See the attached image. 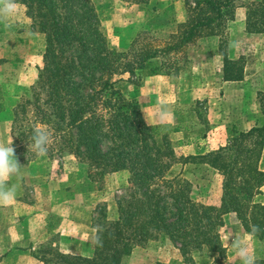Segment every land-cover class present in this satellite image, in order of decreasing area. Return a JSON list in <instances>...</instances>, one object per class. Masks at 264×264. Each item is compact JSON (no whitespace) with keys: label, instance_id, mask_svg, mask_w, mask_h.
<instances>
[{"label":"trees","instance_id":"trees-1","mask_svg":"<svg viewBox=\"0 0 264 264\" xmlns=\"http://www.w3.org/2000/svg\"><path fill=\"white\" fill-rule=\"evenodd\" d=\"M17 1L45 34L47 44L38 81L47 93L35 92L21 104L23 118L28 119L30 105L36 117L32 128L21 126L19 138L28 139L38 122L51 125L50 131L63 141L60 149L87 161L91 180L124 172L130 190L119 203L117 220L109 222L103 215L91 257L55 251L44 264H123L143 242L157 237L180 244L186 255L192 249L216 255L224 252L220 229L229 213L237 214L247 233L255 227L252 235L264 240V204L254 199L264 187V171L259 168L264 120L247 132L233 131L225 147L191 156L223 176L221 205L197 203L191 183L182 173L173 174L175 151L169 136L149 125L139 101L128 98L119 86L126 75L135 73L136 65L156 58L158 50L146 48L137 60H127L128 51L121 54L111 48L92 0H6ZM236 1L185 0L188 9L186 21L179 25L184 31L178 46L204 35L224 36L226 22L235 17ZM246 7L247 31L263 33L264 0ZM242 75L243 60L225 58V80H241ZM261 102L264 115V96ZM185 263L200 264L190 256ZM211 264L230 263L215 259ZM256 264H264V258Z\"/></svg>","mask_w":264,"mask_h":264},{"label":"rangeland","instance_id":"rangeland-1","mask_svg":"<svg viewBox=\"0 0 264 264\" xmlns=\"http://www.w3.org/2000/svg\"><path fill=\"white\" fill-rule=\"evenodd\" d=\"M92 1L100 19L101 31L110 47L121 54L128 51L127 60H137L139 53L146 48L158 50L155 60H150L149 64L136 65L135 73L131 76L126 75L119 84L128 98H136L139 101L143 117L147 122L148 106L146 104L143 106L136 97L142 91L147 77L161 73L174 77L171 90L167 91L172 97L174 94L177 96L180 94L179 83L184 79L183 75L186 72H190L189 76L194 79L193 58L196 48L191 44L182 48L178 46L179 37L184 31L179 25L186 21V17L184 22H178V0H159L156 1V5L150 0L148 2ZM180 1L182 10L188 9L185 0ZM238 1L247 4L256 0H237L236 3ZM190 2L194 4V0ZM6 3V0H0V143H12L18 162L21 164V172L10 177L12 181H7L17 187L14 203L0 204V213L4 208L7 217L11 216L10 221H4L5 234L0 232V264H44V258L49 259L55 251H60L59 229L64 217L68 220L73 218L71 219L73 225L66 228L69 238L76 241L75 245L84 248V252H91L92 256L96 234L100 223L105 220L103 215L109 222L117 220L119 203L130 195L128 175L119 172L106 175L97 181L91 180L87 161L75 156L67 148L60 149L63 141L53 135V131H50L51 125L45 126L39 122L35 124L36 127L46 128L51 133L48 151L44 154L37 155L34 151L28 150L32 134H29L30 137L26 140L19 138L21 126L32 128V121L36 117L30 105L28 119L23 118L20 111L21 104L27 98H31L35 92H40L43 96L47 93L38 82L39 74L45 65L47 44L45 34L33 24L32 19L26 14L25 6L20 2L10 3L14 8L11 15L5 19L2 10ZM253 46L255 47L252 44L248 45L244 51L253 52ZM169 47L173 48L167 50ZM189 62L191 67L187 70L186 66ZM161 64H164L165 68L162 69ZM199 93L206 102L193 100L189 103L190 109L205 114L209 111V105L206 106L208 95ZM176 100L179 102L178 99ZM15 118H18L16 124ZM262 120L264 117L259 116V121ZM148 124L160 135L168 136L178 126L186 125L193 130L197 125L191 119L185 123L178 118L165 123ZM172 146L175 151L173 174L182 173V177L191 183L193 200L200 204L220 206L223 176L217 170L215 173L211 172L209 165V167L207 164L203 165L200 158L191 157L194 155H187L176 143L172 142ZM31 162H34L32 170L28 167ZM202 185L207 189H202ZM254 199L264 204V188ZM51 206L55 215L44 211ZM36 207L39 217L44 218L45 215L53 217L54 221L50 223L46 219L47 224L53 229V235L45 240L39 238L38 248L29 251L22 247L25 243L20 241V237L25 235V230L29 227L24 223L27 217L25 213L35 210ZM33 215H37V212H33ZM40 227V232L46 228L42 221ZM229 233H247L236 213L224 216V225L220 229L224 248L222 253L215 255L208 249H192L186 255L181 250L180 244L157 237L143 242L123 264H156L157 262L186 264L187 256L200 264H211L215 259L239 264L230 246L232 237L229 241L226 238ZM15 246L17 248L14 250ZM251 248L256 260L264 258V240L259 234L251 236Z\"/></svg>","mask_w":264,"mask_h":264},{"label":"crops","instance_id":"crops-1","mask_svg":"<svg viewBox=\"0 0 264 264\" xmlns=\"http://www.w3.org/2000/svg\"><path fill=\"white\" fill-rule=\"evenodd\" d=\"M156 1L159 0H150L153 5H156ZM177 4H179L177 7L179 10L178 22L181 23L185 21V9L182 10L180 0L177 1ZM246 25L247 7L245 3L238 1L235 7V17L226 22L224 36L204 35L198 37L191 44L196 48L195 58H193L194 79L189 76L190 72L183 75L185 77L179 83L181 87L178 96L174 94L172 97L170 92L167 93L168 90H171L174 77L162 73L147 77L142 91L136 96L143 106L144 104L148 106V113L146 114L148 123L159 124L178 118L185 123L191 119L193 123L197 124L193 130L186 125L184 127L178 126L169 134L170 140L176 143L180 149H183L187 155H205L225 147L230 142L233 131L247 132L260 124L259 116L264 117L263 103L261 102V96H264V32H248ZM251 44L255 45L253 52L244 51ZM225 58L231 61L243 60L241 80H225ZM155 59L153 58L151 61ZM190 63L186 66L187 70L191 67ZM161 67L163 69L165 65L161 64ZM199 92L208 95L206 106L209 105V111L205 114L193 112L190 109L189 103L193 100L199 99L202 103L203 101L206 102V99ZM33 163L28 165L31 170L34 168ZM207 167L209 166L207 165ZM259 168L264 171V148ZM209 170L213 173L217 172L211 167ZM9 181L12 180L9 179ZM203 187L204 185L201 188L207 189V187ZM14 200L10 202V205L14 203ZM25 208L31 209V207ZM37 209L36 207L35 210L25 213L27 217L24 223L29 227L25 230V235L20 237V241L25 243L22 247L29 251L38 248L39 238L45 240L53 235V229L46 222V219L49 223L53 222V217L51 215H45L44 218L39 217ZM35 211L37 215H33ZM44 211L48 214H56L53 212L52 206ZM1 212L0 232L5 234L4 221L7 222L11 216L7 217L4 208ZM71 219L68 220L64 217L61 220L59 229L60 251L70 255L91 257V252H84V248L75 245L76 241L74 240V242L69 238L70 235L66 228L73 225ZM41 221L46 228L40 232ZM13 248L15 250L17 247Z\"/></svg>","mask_w":264,"mask_h":264},{"label":"clouds","instance_id":"clouds-1","mask_svg":"<svg viewBox=\"0 0 264 264\" xmlns=\"http://www.w3.org/2000/svg\"><path fill=\"white\" fill-rule=\"evenodd\" d=\"M14 8L13 4L6 3L2 10L3 16L7 19ZM51 133L46 128L35 127L30 138L28 150L34 151L37 155L44 154L48 151ZM21 172V164L15 154L12 143H0V204H9L17 196V187L7 181L10 177L16 176ZM257 229L252 228V233ZM252 233L227 235V239L232 237L230 246L235 256L238 258L239 264H256V257L251 248Z\"/></svg>","mask_w":264,"mask_h":264}]
</instances>
